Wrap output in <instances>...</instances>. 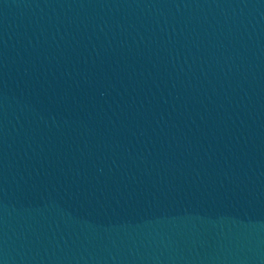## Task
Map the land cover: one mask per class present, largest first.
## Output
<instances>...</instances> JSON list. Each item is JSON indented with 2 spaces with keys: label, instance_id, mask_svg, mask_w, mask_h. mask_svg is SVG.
<instances>
[{
  "label": "water",
  "instance_id": "95a60500",
  "mask_svg": "<svg viewBox=\"0 0 264 264\" xmlns=\"http://www.w3.org/2000/svg\"><path fill=\"white\" fill-rule=\"evenodd\" d=\"M0 264H264V0H0Z\"/></svg>",
  "mask_w": 264,
  "mask_h": 264
}]
</instances>
